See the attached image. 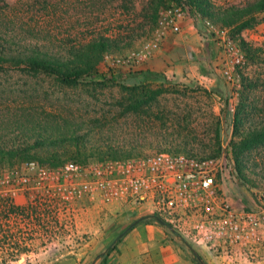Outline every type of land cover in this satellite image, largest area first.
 Wrapping results in <instances>:
<instances>
[{
  "label": "rangeland",
  "instance_id": "374dc122",
  "mask_svg": "<svg viewBox=\"0 0 264 264\" xmlns=\"http://www.w3.org/2000/svg\"><path fill=\"white\" fill-rule=\"evenodd\" d=\"M212 1L227 9L242 7L254 0ZM157 3L159 0H0V39L23 44L38 43L54 51H66L92 38L108 37L117 39L120 49L105 52L123 56L152 36L157 17L153 20L151 15ZM261 13L256 15L252 26L235 35L242 38L243 33L248 38L252 33L247 31L260 21ZM200 21L198 18L188 21L181 32L167 35L184 34L187 25L190 26L188 42H180V47L177 43V48L174 43L168 46L174 55L173 61L178 56L183 59L189 56L196 61L186 66L188 73L179 78L157 72L166 77L162 81L146 78L141 73L148 71L142 68L143 63L162 50L166 36L159 49L143 63L134 69L121 67L116 75L105 70L104 52L96 66L100 79L90 80L87 76L75 85L59 83L43 73H29L20 66L0 64V119L8 120L28 112L32 116H53L58 120L88 121L86 127L90 128L95 118L103 116L104 125L95 130L114 132L118 139H127L131 133L141 132L140 147L134 155L160 150L201 156L223 153L228 167L220 179L222 191L234 207L253 208L264 187L261 178L264 174V143L243 151L247 160L256 164L257 174L250 173L249 177L256 179L257 184L238 179L234 170L233 143L239 136L234 134V116L239 114L254 120L264 117V36L253 35V38L244 40L250 54L241 70L242 89L233 97L219 72L221 52L218 34ZM201 72L206 75L200 76ZM140 84L148 85L150 89L160 86L164 91L153 100L142 102V105L133 103L134 108L127 111L129 88ZM96 158L88 156L85 161ZM91 206L82 205L80 208L93 211ZM94 210L100 209L94 207ZM53 212V209L41 207L33 209L32 216L36 231H47L49 246H60L66 240L62 237L64 224L72 231L68 239L84 243L92 239L93 233L89 228L78 223L79 212H74V216ZM260 235L264 245V231ZM47 253L56 251L51 249ZM27 255L19 249L14 252V249L2 247L0 264H24Z\"/></svg>",
  "mask_w": 264,
  "mask_h": 264
},
{
  "label": "built area",
  "instance_id": "2783aa9c",
  "mask_svg": "<svg viewBox=\"0 0 264 264\" xmlns=\"http://www.w3.org/2000/svg\"><path fill=\"white\" fill-rule=\"evenodd\" d=\"M247 38L264 36V11ZM185 4L172 3L158 11L152 36L123 56L103 54L106 71L134 69L159 49L169 33L181 32L185 23L198 18ZM219 37V72L235 97L242 89L246 61L240 38L226 28L203 19ZM228 167L225 154L195 155L160 150L122 158L65 160L49 166L27 159L0 169V248L14 252L28 246L18 240L33 225V209L75 215L76 203L86 198L101 207L109 203L146 207L148 216L160 218L191 245L203 246L224 264L238 257L249 260L262 245L264 231V187L253 208L234 207L220 186ZM3 259L0 258V262Z\"/></svg>",
  "mask_w": 264,
  "mask_h": 264
},
{
  "label": "trees",
  "instance_id": "16d2710c",
  "mask_svg": "<svg viewBox=\"0 0 264 264\" xmlns=\"http://www.w3.org/2000/svg\"><path fill=\"white\" fill-rule=\"evenodd\" d=\"M172 3L187 5L194 14L199 15V20L206 19L218 28H230L234 35L252 26L256 15L264 11V0H254L242 7L227 9L212 0H159L152 9L151 18L156 19L162 4L166 6ZM119 43L117 39L95 37L66 51H54L38 43L23 44L0 39V64L20 66L29 73H43L59 83L75 85L87 76L90 80L100 79L96 66L102 54L108 50L119 51ZM240 45L247 57L250 48L241 38ZM141 73L146 78L166 80L161 73ZM129 90L127 111L134 108L133 103L142 105V102L153 100L164 88L159 86L150 89L148 85L140 84ZM244 117L239 114L234 116V134L239 136L238 141L233 143L234 170L238 179L257 184L256 179L249 177L250 173L257 174L256 164L247 160L243 151L264 143V117L257 120ZM9 118L0 119V169L5 164L12 165L27 159L57 166L67 158L79 162L85 161L88 156L99 159L122 158L137 154L141 143L140 131L131 133L127 139H118L114 132L95 130L104 125L101 120L103 116L95 118L90 128L86 127L88 121L68 118L58 120L53 116H32L28 112ZM261 178L264 180V174ZM199 263L203 264L202 261Z\"/></svg>",
  "mask_w": 264,
  "mask_h": 264
},
{
  "label": "crops",
  "instance_id": "0c3cea01",
  "mask_svg": "<svg viewBox=\"0 0 264 264\" xmlns=\"http://www.w3.org/2000/svg\"><path fill=\"white\" fill-rule=\"evenodd\" d=\"M189 28L187 25V34L166 36L162 50L143 63L142 68L177 78L188 73L186 66L196 61L189 56H185L186 59L178 56L173 61L174 55L168 46L178 43L180 47V42H188ZM205 75L200 73L202 77ZM82 205L92 204L86 198L76 203L78 223L89 228L90 233H93L92 239L86 243L68 239L72 231L64 224L62 237L66 240L60 246H49L47 231L37 232L33 224L26 236L22 231L17 236L19 241L28 243V246L18 248L28 253V258L23 260L24 264H200L199 261L203 264H224L220 257L207 248L188 244L168 225L149 217L146 207L109 203L101 207L92 205V211L80 208ZM94 207L100 210L95 211ZM140 217L143 218L128 228L130 223ZM51 249L56 253L48 254ZM39 255L42 257L38 258ZM231 264H264V245H259L249 260L240 258Z\"/></svg>",
  "mask_w": 264,
  "mask_h": 264
},
{
  "label": "water",
  "instance_id": "95a60500",
  "mask_svg": "<svg viewBox=\"0 0 264 264\" xmlns=\"http://www.w3.org/2000/svg\"><path fill=\"white\" fill-rule=\"evenodd\" d=\"M143 217H140L139 219L133 221L132 223L129 224L128 228L133 226L137 221H139L140 219H142ZM156 220H158L160 223H165L162 219L157 218Z\"/></svg>",
  "mask_w": 264,
  "mask_h": 264
}]
</instances>
